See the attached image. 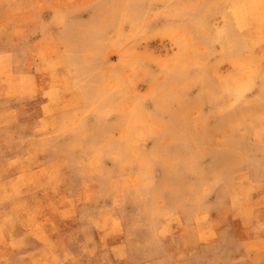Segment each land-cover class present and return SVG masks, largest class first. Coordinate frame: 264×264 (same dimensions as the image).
I'll return each mask as SVG.
<instances>
[{
  "label": "rangeland",
  "instance_id": "obj_1",
  "mask_svg": "<svg viewBox=\"0 0 264 264\" xmlns=\"http://www.w3.org/2000/svg\"><path fill=\"white\" fill-rule=\"evenodd\" d=\"M0 264H264V0H0Z\"/></svg>",
  "mask_w": 264,
  "mask_h": 264
}]
</instances>
